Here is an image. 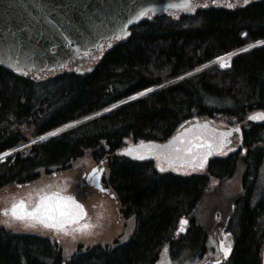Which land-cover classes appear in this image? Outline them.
<instances>
[{"label":"trees","instance_id":"trees-1","mask_svg":"<svg viewBox=\"0 0 264 264\" xmlns=\"http://www.w3.org/2000/svg\"><path fill=\"white\" fill-rule=\"evenodd\" d=\"M233 5L199 0L192 15L149 16L128 37L106 42L95 64L82 71L17 76L0 66V153L21 154L7 159L12 165L1 172L31 178L85 152L106 157V182L134 218L124 242L67 259L44 241L29 245L30 252L0 239V264H158L165 245L174 263L198 261L206 253L207 228L193 215L209 177L223 180L240 169L243 191L226 212L233 247L221 264H261L264 189L255 203L252 197L264 157V125L243 133L250 145L245 156L235 151L213 159L207 174L160 173L152 162H132L119 153L127 140L162 142L194 119L232 124L264 110V44H256L264 41V0ZM226 54H233L229 67L213 63ZM147 88L152 91L128 99ZM55 129L62 131L37 139ZM182 217L189 224L178 232Z\"/></svg>","mask_w":264,"mask_h":264},{"label":"water","instance_id":"water-1","mask_svg":"<svg viewBox=\"0 0 264 264\" xmlns=\"http://www.w3.org/2000/svg\"><path fill=\"white\" fill-rule=\"evenodd\" d=\"M195 1L191 0L193 9L188 11L182 8L169 7L171 4L181 3V0H62L64 4L73 6L70 10H66L71 20H65L63 27L58 23L53 27L51 23L46 22L41 17L38 8H14L5 11L8 0H0V66L14 75H21L25 70L32 69L36 76L42 71L59 70L69 62H73L78 52L91 54L97 48L94 46L95 44L100 41L112 40L115 37L114 33L116 30L126 24L140 8L154 9V11L148 12L152 15L159 14L167 9L179 11L180 14L191 15L194 12ZM36 2L37 0H20V3L25 5H33ZM40 2H44V0H40ZM77 4L80 5L78 9L75 8ZM88 5H93L94 7H87ZM28 13H31V16ZM21 16L24 18L23 23L20 20ZM59 16H64V12H60ZM33 17L35 19H32ZM146 17H140L138 20L128 24L126 29L128 32L127 36L130 34V28L142 22ZM47 19L54 21V16L49 15ZM69 23L73 26L68 27ZM127 36H121V38H126ZM97 49L101 50V48ZM17 67L20 71H16ZM204 125H207V127H204ZM189 129L191 131H186ZM228 130V133L236 131L232 128ZM221 133L225 132L206 123H193L182 128L163 143L149 140L143 141V144L147 146L151 142L154 145H167L174 137H178L172 148L164 149V151H172L173 156H176L177 153L174 151L176 146H183L191 142L193 150L197 158H199L200 155L209 150H211V154L220 151L215 150L212 145L221 138ZM239 138H241L240 135ZM226 141L227 143L224 146L229 143L228 140ZM196 144H201L203 147L197 149L195 148ZM140 145L141 142L129 145L122 150V154L132 160L157 159L155 152L160 151L159 149L150 153L147 147H140ZM129 148L138 150V155H129L126 151ZM211 154L207 156L206 161ZM179 155L183 156V160L175 159L172 166L194 168L185 162L190 159L191 154L181 153ZM140 156L143 158H140ZM159 161L168 164L163 158ZM186 264L204 263L193 262ZM261 264H264V249Z\"/></svg>","mask_w":264,"mask_h":264},{"label":"snow or ice","instance_id":"snow-or-ice-1","mask_svg":"<svg viewBox=\"0 0 264 264\" xmlns=\"http://www.w3.org/2000/svg\"><path fill=\"white\" fill-rule=\"evenodd\" d=\"M212 3H217V0H212ZM244 4L249 3V0H243ZM206 6V5H205ZM228 7H233L234 5L231 3H228ZM27 7H32L34 9L38 8L40 10L41 17L48 23H51L53 27L56 26V24H60L61 27L64 26L65 20H71L70 17H68L67 11L70 10L73 6L64 4L62 0H44V2H40V0H37V2L33 5H25L23 3H20V0H8V3L5 7V11L8 9H14V8H20L25 9ZM87 7H94L93 5H88ZM169 7L172 8H182L188 11H191L193 9V4L191 3V0H181V3L179 4H171ZM75 8H80V5H75ZM64 12V16H59L60 12ZM149 11H154V9L151 8H140L138 11L135 12V14L132 15L131 19L127 21L126 24H124L122 27L116 30L114 33L116 39H120L121 36H127L128 32L126 31L127 25L131 24L133 21L138 20L140 17L147 16ZM29 16H31V13H28ZM49 15L54 16V21H49L47 18ZM32 19H35L34 17ZM21 23L24 22L23 16L20 17ZM30 22V21H29ZM73 25L71 23L68 24V27H72ZM256 44H264V41H256ZM95 47H102L101 44H95ZM110 46V45H109ZM255 45L249 44L247 47L252 48ZM246 49H241V51H245ZM224 57H217L216 60L220 62V67H228V64L225 62ZM16 71H20V69L17 67ZM186 75H190V73H186ZM152 89L147 88L143 92H139L136 95L141 96L144 95L146 92H150ZM129 99H132V97H129ZM112 107H115L113 105ZM108 109H104V111H107ZM250 120H264V112L260 113H254L249 116ZM78 123V122H73ZM71 124L64 125V128L71 127ZM199 127V126H198ZM204 127H207V125H204ZM236 131H239V128L237 127L235 129ZM62 131V129H56L55 132L47 133L44 136L37 137L38 140H45L48 136L55 135L56 133ZM186 131H191L186 130ZM230 133H221V138L212 145V147L215 148V150L219 151L224 147V144L227 143V141L224 139L227 135ZM198 138V137H197ZM178 139V137H174L173 140L169 141L167 145H154L151 142L147 146L141 142L140 147H147L149 152L151 153L153 150L159 149L160 151H156L155 154L157 156V159L160 160L163 158L171 167L175 161V159H182L183 156L179 155L181 153H189L191 154V157L189 160L185 161L189 164L191 167H198L203 168L204 163L207 159V156L211 154V150L208 152L202 154L197 158V155L195 154L193 150V146L191 142L183 145V146H176L174 148L175 153H177L176 156H173L172 151H164V149H171L174 145L175 141ZM203 145L196 144L195 148H202ZM14 151V150H10ZM129 155H138V150H134L132 148H129L126 150ZM9 153H0V160H3L5 156H7ZM140 158H143L140 156ZM157 167L160 168L161 171H164V168L161 167V165L158 163ZM103 171V169H97L93 168L91 173H88V177L92 179L93 183L96 187H100L99 183L97 182V176L96 174L98 172ZM101 191H104L103 188H101ZM31 194H29L30 196ZM39 199L35 202L34 205L31 207H28L26 205V202L24 199H19L17 201H14L11 204L10 208L3 209L5 215H10L12 220H19L25 222L28 226L34 227L36 224H40L45 228H52L57 231L64 232L65 234L68 233L69 228L68 225L77 224L78 227L73 228L72 231H80L84 232L92 227L90 224H79V221L81 217L85 215L84 212V206L79 203L74 196L68 195L64 196L61 194V192L55 191V192H38L37 193ZM3 223L7 224L8 221H4ZM187 223V221L184 218H181L180 220V228L178 229V232L184 231V225ZM225 240H222L218 247V252L223 254L224 258H227L229 256V253L231 251V241L228 239L229 233H223ZM126 238V237H125ZM168 253V246L165 245L163 250V255L166 257ZM158 264H170L167 260H162L161 262H158ZM213 264H221L220 259L217 258L213 261Z\"/></svg>","mask_w":264,"mask_h":264},{"label":"flooded vegetation","instance_id":"flooded-vegetation-1","mask_svg":"<svg viewBox=\"0 0 264 264\" xmlns=\"http://www.w3.org/2000/svg\"><path fill=\"white\" fill-rule=\"evenodd\" d=\"M93 53L89 55V57L87 58L93 57ZM84 54L87 55L88 53H84ZM79 64L80 63H77V65ZM251 124H256L261 126L264 125V121H260L257 123L250 122V125H248L246 129L251 127ZM247 146H250L248 141L246 139L244 141L241 140V143H239V145L238 142L235 144V150L246 155ZM15 157H21V154H8L7 156L4 157L3 160H0V239H2L4 242L8 241L14 244L18 243L20 244L22 251H24V248H26V250H30L28 249V247H24L25 244L36 245V241L39 240L46 242L47 245L52 248L50 252H66V250L63 248L61 244V241L63 240L68 241L74 239L73 237H71L74 236V234L70 232V229L78 226L77 224L68 225L67 227L69 228V231L67 234H65L64 232L57 231L52 228H45L40 224H36L34 227H30L23 221L12 220L10 215H5L4 212L2 211L3 209L10 208L11 204L19 199H24L26 205L28 207H31L39 199L37 195L38 192H55L57 191V189H55L54 186L65 188L66 186L71 185L72 183L75 189L74 191L87 192L90 201L95 206L103 207L104 202L110 200L115 205L116 208V218H118L116 219L117 222H119V220L121 219L129 218L128 216H126V213L124 212L117 191L112 187L110 188V186L106 182L107 181L106 169L103 166L104 162L102 163L101 158L98 159L91 158L90 159L91 163L87 168L82 167L80 164H77V162L74 161L73 163H70L69 165L66 166H55L53 168L43 169L37 173H34V175L31 178L21 177V176L10 178L7 175V173H3L1 171L4 165L7 166L12 165V162H8L7 159L10 158L11 161H13ZM221 157L223 156H219V155L214 156L213 158L208 160L206 166L210 164L211 160ZM5 162L7 163L4 164ZM158 163L159 162H157L155 159L152 160V164L155 165L156 167ZM72 167H74V170L71 171ZM93 168H97V169L103 168V171H101V175L97 179V182L99 183L100 187H96L92 179H90L87 175L88 173L92 172ZM44 177H47L46 184L42 183V179ZM38 187H40V190H38ZM7 188L16 189L20 191V193L14 197L4 198V196H2L4 195L2 194V192L6 191ZM24 188H26V191H23ZM33 188L36 189L34 190ZM101 188H103L104 191H101ZM29 194L31 195L29 196ZM102 214H103V209L101 208L98 217H100ZM228 219L229 218L225 219L222 226H220V223L215 225L213 234L217 238L216 240L219 241V240H225L223 233H229L230 235L228 239H230L232 245L233 237L231 231L227 227ZM82 220H80L79 223H81ZM4 221H8V223L5 224L3 223ZM82 233L83 232H81V234ZM60 237L62 238V240L59 239ZM72 243L75 249L73 250L72 246L69 245L68 249L70 248L72 249L68 250V252H79L86 249L83 248L82 243L81 242L79 243V241L74 240V242L72 241ZM93 246H99V245L94 244ZM213 248L216 252H218V248L216 246H213Z\"/></svg>","mask_w":264,"mask_h":264},{"label":"rangeland","instance_id":"rangeland-1","mask_svg":"<svg viewBox=\"0 0 264 264\" xmlns=\"http://www.w3.org/2000/svg\"><path fill=\"white\" fill-rule=\"evenodd\" d=\"M99 55H100L99 53H96L91 60H82L81 62L82 66L80 67L87 68L92 66L97 61ZM232 56L233 54L221 55L219 57L226 58L225 62L228 64ZM214 62L220 66L219 61L215 59ZM215 122L219 124H226L225 122L218 120ZM25 146H21L19 149ZM234 149L235 147L229 150H234ZM247 149L249 150V146L246 147V150ZM229 150L227 152H231ZM90 159H91L90 153H87L86 156L83 157V164L85 165V168H87L91 163ZM72 170H74V167H72L71 171ZM198 171L203 172V168H199ZM182 172L186 173V171H182ZM242 178H243V170L240 169L235 173L233 177H228L223 180H217L214 178L209 179L208 189L205 191L193 215L196 221L202 227L205 228L209 227V236L206 244L207 251L204 254V259H211L214 261L217 258L216 251L213 248L215 243V239L212 234L214 231V225L216 222H221L223 221V219H225L226 212L229 210L230 207L233 206L231 202L240 192L243 191V189H240L242 185ZM46 181H47V177H44L42 179V183L46 184ZM54 188L59 190L61 193H69L73 189V185L71 183V185H68L65 188L63 187L61 188L58 186H54ZM33 189L35 190L36 188ZM262 189H264V157L261 163V168L259 170L258 179L253 191V197H252L253 203H255L259 199L258 195L260 194L259 192ZM38 190H40V187H38ZM23 191H26V188H24ZM19 193L20 191L16 189L7 188L6 191L2 192V194H4L2 196H4V198L14 197ZM75 198L84 205L86 210V216L79 224H90L92 225V227L86 230V232H83L82 234L80 231H72L73 228H76L78 226L71 228L70 232L74 234V236H71L74 238L71 239L73 242L74 240L79 241V243L81 242L83 248L93 246L94 244H100V245L111 244L114 243V241L122 243L131 234L134 224L133 217H131L132 219L131 218L121 219L119 220V222H117L116 219L118 218H116V208L115 205L110 200L104 202V205L102 207L103 214L100 217H98L101 211V206H95L90 201L87 192L80 191L76 194ZM59 239L62 240L61 237ZM71 240L61 241L63 248L66 250V252H62V253L66 258L70 257L74 253V252H68V250L72 248L73 250L75 249ZM69 245H71L72 248L68 249ZM210 249H212L213 252ZM162 260L168 261V256L165 257L163 255V252L161 255L160 262Z\"/></svg>","mask_w":264,"mask_h":264},{"label":"bare ground","instance_id":"bare-ground-1","mask_svg":"<svg viewBox=\"0 0 264 264\" xmlns=\"http://www.w3.org/2000/svg\"><path fill=\"white\" fill-rule=\"evenodd\" d=\"M25 246L29 247V245H28V244H25Z\"/></svg>","mask_w":264,"mask_h":264}]
</instances>
